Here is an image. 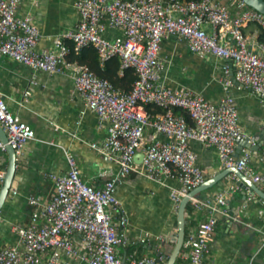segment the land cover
Masks as SVG:
<instances>
[{
  "label": "built area",
  "instance_id": "1",
  "mask_svg": "<svg viewBox=\"0 0 264 264\" xmlns=\"http://www.w3.org/2000/svg\"><path fill=\"white\" fill-rule=\"evenodd\" d=\"M20 2L0 0V57L33 71L69 76L74 86L72 94L84 103L81 114L91 111L101 124L108 125L107 137L100 144H91V148L113 160L119 170L102 188H94L83 182L75 158L66 155L67 173L50 176L53 192L48 201L29 199L35 208L29 225L13 228L19 247L0 248V264H159L156 257H130L125 262L116 255V248L127 241L117 231V227L125 226V218L120 215L115 225L111 214L119 211L115 186L119 179L133 174L153 183L175 180L179 188L172 189L169 197L178 207L182 198L207 177L189 146L192 141L214 149L223 169L233 168L264 187V176L249 165L248 150L235 158L238 138L248 139L250 145L259 138L243 132L235 102L227 93L231 88L248 90L264 100V44L249 41L243 33L248 24L264 30V15L247 9L242 0H228L231 7L240 10L234 19L220 0H79L74 3L77 25L53 38L50 49L39 52L35 49L40 38L38 28L30 18L16 15ZM108 28L119 30L122 38L106 39ZM168 37L183 42L199 58L211 56L233 65L232 75L227 67L223 69L227 76L223 81L225 96L218 103L184 88L165 86L159 52ZM64 42L72 44L74 53L93 48L100 67L116 57L119 78L124 77L125 70L134 72L136 79L130 89L115 87L87 67L71 66L67 61L70 50ZM27 96L29 93H25ZM147 105L161 111L149 113ZM175 110L182 114H175ZM0 128L17 162L26 144L34 139V132L9 111L1 92ZM148 129L151 134L145 137ZM158 136L168 138V142ZM4 151L0 141V152ZM137 155L142 156L140 163L134 161ZM237 182L232 175L217 197L191 199L190 204L208 216L184 239L186 264H205L216 213L239 189ZM74 235L80 237L81 248L72 242Z\"/></svg>",
  "mask_w": 264,
  "mask_h": 264
},
{
  "label": "crops",
  "instance_id": "2",
  "mask_svg": "<svg viewBox=\"0 0 264 264\" xmlns=\"http://www.w3.org/2000/svg\"><path fill=\"white\" fill-rule=\"evenodd\" d=\"M77 1L21 0L16 15L30 18L38 28L37 51L50 49L53 38L77 25L78 15L74 8ZM220 2L227 7L231 19L240 14V10L231 7L228 0ZM206 29L209 31L208 27ZM243 33L249 41L258 42L257 25L248 24ZM104 37L114 40L122 38V33L108 28ZM64 43L70 50L67 61L71 66L87 67L107 80H114L121 90L132 86L134 81L129 75L118 82V62L109 61L105 70L100 71L92 48L86 47L74 53L72 44ZM159 60L163 65L162 78L166 87L172 90L184 88L213 104L225 96L223 81L227 76L223 69L227 67L230 75L234 71L230 62L191 54L186 45L175 37L163 41ZM73 88V81L67 75L33 71L0 57L3 99L9 111L34 132V139L26 144L16 162L11 189L0 210V248L19 247L13 228L28 227L35 211L28 202L30 198L39 199L41 203L50 199L53 192L50 176L67 173L66 155L75 158L83 182L94 188H102L108 179L118 174V165L113 160L91 148V144H100L107 137L108 125L101 124L91 111L85 110L81 114L84 103L72 94ZM25 93L29 96L25 97ZM227 93L235 102L243 132L259 138L250 149L239 148L236 143L235 158L241 157L244 149L248 150L251 157L249 165L257 174L264 176V100L248 90L231 88ZM149 113L156 114L155 111ZM150 134L151 130L145 131V137ZM158 139L168 142L164 136H158ZM189 146L197 155V164L205 171L206 180L224 170L214 149L194 141ZM7 166V152H0V176L5 174ZM231 177V174L226 177L224 186L216 185L196 198L217 197ZM256 186L264 192L263 186ZM178 188L175 180L153 183L137 174L119 179L115 186L119 211L111 214L115 225L120 215L126 220L124 227H117L119 235L127 241L126 245L116 248V255L121 260L127 262L130 257H156L157 253L167 257L170 254L177 231V207L171 202L169 193ZM225 203V207L216 213L217 223L205 264H264V202L239 187L226 198ZM188 205V212L185 210V238L208 216L206 211H199L190 203ZM72 242L82 247L78 235L72 237ZM187 251L183 246L175 264H186L184 257ZM75 264L86 263L76 261ZM159 264H165V259Z\"/></svg>",
  "mask_w": 264,
  "mask_h": 264
},
{
  "label": "water",
  "instance_id": "3",
  "mask_svg": "<svg viewBox=\"0 0 264 264\" xmlns=\"http://www.w3.org/2000/svg\"><path fill=\"white\" fill-rule=\"evenodd\" d=\"M246 8H252L256 12L261 13L264 15V0H242ZM0 141L5 145V151L8 155V166L5 171L2 183L0 184V210L7 198V195L11 189V183L13 180V176L15 173L16 167V159L14 155V150L11 146L7 144L6 135L3 130L0 128ZM236 143L239 145V148H247L250 149L251 145L248 143V139H241L238 138ZM142 159L141 155H137L134 158L136 163H140ZM234 175L238 182L236 183L242 190H248V192L252 195H256L261 201L264 202V192L261 191L255 184H253L247 177H245L240 172L236 171L235 169H224L219 174L205 180L200 186L193 189L191 192L188 193L187 196L182 198L178 207H177V231L176 236L173 238V247L171 249L170 254L167 257L160 256V253L156 254L158 261L165 259V264H175L176 260L178 259L181 249L184 244L185 239V210L188 203H190L192 198H196L198 194L205 192L212 187L224 186L226 183V177L228 175Z\"/></svg>",
  "mask_w": 264,
  "mask_h": 264
},
{
  "label": "trees",
  "instance_id": "4",
  "mask_svg": "<svg viewBox=\"0 0 264 264\" xmlns=\"http://www.w3.org/2000/svg\"><path fill=\"white\" fill-rule=\"evenodd\" d=\"M259 28V27H258ZM257 41L259 42V43H263L264 44V30H262V29H260L259 28V34H258V38H257ZM89 48H91V47H89ZM93 49V48H92ZM94 50V49H93ZM95 52V51H94ZM96 54V53H95ZM80 55V54H79ZM96 58H97V56H96ZM116 61V62H118V68H119V61H118V59L115 57V58H111L109 61ZM109 61H107L105 64H104V66L103 67H100L99 66V63H98V60H97V63H98V67H99V70L100 71H104L105 70V66H106V64L109 62ZM95 73V72H94ZM97 76H99L100 78H102V79H105V80H107L105 77H102L101 75H99V73H95ZM127 75H129L130 77H131V79H132V81H135V79H136V77H135V75H134V72L131 70V69H128V70H125V72H124V77L123 78H119L118 77V82L119 81H121V80H124L125 79V77L127 76ZM107 81H109V82H111L115 87H117V83L114 81V80H107ZM120 84V83H119ZM117 88H120V87H117ZM130 88H128V89H124L125 91H127V90H129ZM145 109H146V111L147 112H151V111H155V113H159L161 110L160 109H158V108H156L155 106H153V105H147V106H145ZM152 109H154V110H152ZM174 113L175 114H182V112H180L179 110H175L174 111ZM187 121H188V123H190V119H189V117H187ZM188 210H189V205L187 206V208H186V212H188ZM185 234H186V230H185Z\"/></svg>",
  "mask_w": 264,
  "mask_h": 264
}]
</instances>
